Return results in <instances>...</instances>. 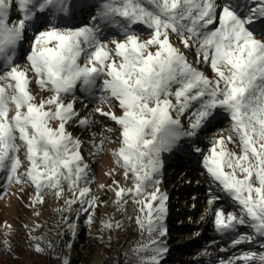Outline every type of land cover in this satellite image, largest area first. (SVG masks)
<instances>
[{
    "label": "snow or ice",
    "instance_id": "6c2138e0",
    "mask_svg": "<svg viewBox=\"0 0 264 264\" xmlns=\"http://www.w3.org/2000/svg\"><path fill=\"white\" fill-rule=\"evenodd\" d=\"M257 3L261 6L250 7L247 0H102L87 24L61 27L49 24V14L74 17L75 0H0V171L7 172L9 182L34 186L33 203L44 202L45 190L60 198L66 181L72 198L65 200L61 211H70L76 203L87 205L85 212L95 206L82 141L66 125L91 123L75 108V90L79 84L91 94L102 79L99 102H118L121 114L102 107L95 111L119 125L117 141L110 142L120 146L111 152L125 178L131 175L133 180L131 188L113 182L116 203L122 206L130 197L139 205L136 223L147 231L148 241L134 251L141 264H160L168 250L157 239L167 234L168 195L159 187L162 154L175 149L182 138L204 130L219 109L231 120L227 142L237 144L240 154L227 149L225 138L218 134L203 163L240 211L237 215L218 210L215 226L222 234L245 225L252 230L237 233L233 247L257 238L264 241V28L255 24L257 20L264 24V0ZM80 6L87 7V0ZM13 8L21 14L15 23L9 19ZM30 24L35 33L27 54L29 65L22 68L16 52ZM136 25L150 30V38L142 40ZM106 27L118 29L122 37L107 39ZM173 36L184 49L195 48L196 62L209 64L214 77L195 67L172 43ZM33 82L52 95L37 102L30 88ZM194 105L185 129L178 117ZM93 146L102 149L103 141ZM22 147L28 166L20 174ZM75 227L69 224L70 231ZM104 227L121 225L107 222ZM32 239L34 251L42 253V238ZM256 261L264 262V252H243L228 264Z\"/></svg>",
    "mask_w": 264,
    "mask_h": 264
},
{
    "label": "rangeland",
    "instance_id": "374dc122",
    "mask_svg": "<svg viewBox=\"0 0 264 264\" xmlns=\"http://www.w3.org/2000/svg\"><path fill=\"white\" fill-rule=\"evenodd\" d=\"M78 1L80 0H75L77 4ZM223 2L224 0L221 1V3ZM100 3L102 0H87L88 6H77L74 17L71 13L63 19L60 16L53 17L49 14V24H58L61 27L66 25L79 27L87 24L89 17L95 14ZM247 3L250 7L261 6L257 0H249ZM20 15L19 10L13 8L9 17L10 22L15 23ZM255 24L258 29L264 28V24L259 20ZM134 30L140 34L142 40L150 38V30L145 26L136 25ZM34 33L35 29L30 24L26 29L24 40L17 49L16 62L22 68L29 65L27 54L31 50ZM103 35L109 40L122 37L119 30L113 27L104 28ZM172 43L181 47V50L195 67L207 76L214 77L209 64L196 62L195 48L184 49L175 36L172 37ZM29 75L33 77L34 81V74L30 72ZM101 84L102 79H99L97 88L91 94L84 92L79 84L75 90L77 98L75 108L81 118L87 117L91 123L87 126H81L78 121H75L66 125L67 131L82 141L81 155L89 165L90 183L88 186L96 197V205L87 212L83 210L87 205L82 208L79 203L73 204L70 211H61L65 208V200L72 198L68 192L66 181L62 182L65 192L60 198H57L51 191L45 190L43 193L44 202L42 204L33 203L36 195L34 186L30 183L9 182L7 172L0 171V228L4 233L18 229V231H24L27 238H30L33 232L47 226V217L50 216L51 211L56 210L59 218H63L61 224L64 226L60 231L62 234L65 229H69V224H74L77 227V224L80 223L78 217L84 215L82 223L87 225L88 233L97 234L95 232L98 231L99 238L109 242L115 237V233L112 232L114 227L106 228L104 227L105 223L111 222L115 225L123 217L131 214L141 215L139 205L134 203L132 198L126 197L128 202L122 206L113 199V192L117 186L113 183L114 181L118 182L121 187L131 188L133 180L131 175L128 179L125 178L124 169L117 165L111 152L112 149L120 146L118 142H110L117 141L120 132L119 125L95 111L97 107H102L104 111H112L117 115L121 114L118 102L113 101L111 105L99 102L98 98L102 95L100 92ZM30 88L37 95V102L39 99H46L52 95L50 92L41 90L35 82L30 85ZM68 99L65 98L66 102ZM195 107L194 105L193 108L178 117L185 129L189 128V117L195 111ZM217 112L219 114H216L212 123L204 130L198 131L194 137L182 138L175 149L163 153V168L159 176L161 180L159 187L162 192L168 195L167 214L164 221L167 234L164 237H157V239L163 240L168 250L160 258V264H220L221 261L228 264V261L243 252H264V247H261L264 241L259 238L250 244L232 246L231 240L237 233H252L247 225L239 226L237 232L230 234H222L215 226V213L218 210L222 209L226 213L233 212L237 215L240 211L238 203L221 190L218 182H214L203 163L204 156L210 154L211 142L217 138L218 134H222L225 138L227 149L240 154L237 144L227 142L226 139L229 135L228 129L231 126L230 118L222 110L218 109ZM173 117L176 118V113H173ZM54 124H58V122H54ZM101 141H103L102 149L93 146V142L99 146ZM196 147H199L201 152L194 151ZM18 155L23 161L22 167L18 170L22 174L28 166L23 147ZM102 185L103 187H101ZM210 200L213 202L209 203ZM89 215L92 216L91 223L88 222ZM76 227L75 231H72L71 239L62 251L61 264H71L73 248L78 241ZM20 235L24 236L23 234ZM130 236L121 249L120 260L122 264H141L140 256L136 254L134 249L147 243L148 233L141 230L138 235L134 233ZM100 242L101 240H99ZM33 247L35 248L33 243H26L25 256L29 262L41 259L35 254ZM89 251L92 254V260L89 264H100L103 261L105 253L101 244L93 247L91 245ZM0 260L10 264V261L1 255ZM255 264H264V262L256 261Z\"/></svg>",
    "mask_w": 264,
    "mask_h": 264
},
{
    "label": "trees",
    "instance_id": "16d2710c",
    "mask_svg": "<svg viewBox=\"0 0 264 264\" xmlns=\"http://www.w3.org/2000/svg\"><path fill=\"white\" fill-rule=\"evenodd\" d=\"M137 214H131L121 218L118 222L121 227L112 229L115 233V237L108 241H103V238H99L97 234L88 233L86 224L82 223L84 215L78 217L80 223L77 224L76 231L77 243L73 248V259L71 264H89L92 260V254L89 251L90 246H103V252L105 253L104 259L100 264H122L120 260L121 249L130 235L141 232V228L136 223ZM63 218H59L56 210L50 212V216L47 217V226L41 228L37 232H33L30 238L24 234V231L14 229L9 233H4L0 228V255L10 261V264H61L62 251L66 247V244L72 237V231L65 229L62 234L61 228L64 224H61ZM23 234L24 236L18 234ZM33 237H41V246L45 249L42 253H35L41 259L29 262L26 254V243H33L35 245ZM99 240L101 242L99 243ZM50 245V246H49ZM34 248V247H33ZM0 264L3 263L0 260Z\"/></svg>",
    "mask_w": 264,
    "mask_h": 264
},
{
    "label": "bare ground",
    "instance_id": "6f19581e",
    "mask_svg": "<svg viewBox=\"0 0 264 264\" xmlns=\"http://www.w3.org/2000/svg\"><path fill=\"white\" fill-rule=\"evenodd\" d=\"M222 0H220V2H221ZM249 0H247V2H248ZM80 4H81V0L80 1H78V4H77V6H80ZM217 24H219V22L217 21V23H216V25L215 26H217ZM219 26V25H218ZM217 26V27H218ZM210 27H212V26H210ZM217 114H219L218 112H217ZM194 139V138H193ZM163 155L164 154H162V158H163ZM113 199L114 200H116L117 198H116V196H115V191L113 192Z\"/></svg>",
    "mask_w": 264,
    "mask_h": 264
},
{
    "label": "water",
    "instance_id": "95a60500",
    "mask_svg": "<svg viewBox=\"0 0 264 264\" xmlns=\"http://www.w3.org/2000/svg\"><path fill=\"white\" fill-rule=\"evenodd\" d=\"M95 264H97V263H95Z\"/></svg>",
    "mask_w": 264,
    "mask_h": 264
}]
</instances>
